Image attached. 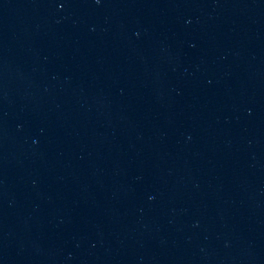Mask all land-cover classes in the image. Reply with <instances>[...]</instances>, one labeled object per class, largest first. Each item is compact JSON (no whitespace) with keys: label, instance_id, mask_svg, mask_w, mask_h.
Wrapping results in <instances>:
<instances>
[{"label":"water","instance_id":"95a60500","mask_svg":"<svg viewBox=\"0 0 264 264\" xmlns=\"http://www.w3.org/2000/svg\"><path fill=\"white\" fill-rule=\"evenodd\" d=\"M0 264H264V0H0Z\"/></svg>","mask_w":264,"mask_h":264}]
</instances>
